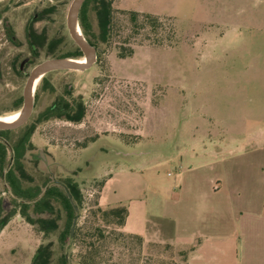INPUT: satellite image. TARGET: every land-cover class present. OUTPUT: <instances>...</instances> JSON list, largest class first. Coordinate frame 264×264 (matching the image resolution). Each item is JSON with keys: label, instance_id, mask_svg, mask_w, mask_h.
Wrapping results in <instances>:
<instances>
[{"label": "rangeland", "instance_id": "374dc122", "mask_svg": "<svg viewBox=\"0 0 264 264\" xmlns=\"http://www.w3.org/2000/svg\"><path fill=\"white\" fill-rule=\"evenodd\" d=\"M110 1L113 19L105 40L101 38L95 11H90L93 28L91 35L85 37L98 49L97 63L86 71L48 74L52 92L41 90L44 75L35 90L36 103L30 119L16 130L0 133L6 171L13 161V147L34 126L23 159L24 168L33 179L25 182L26 187L52 185L66 178L77 182V172L87 162L92 163V169L78 177L83 203L77 227H101L108 234L98 256L100 264H183L187 254L177 251L167 237H120L114 224L106 223L99 215L92 217L90 212L96 208L102 184L98 180L112 167L115 173L107 194L128 200L133 209L143 202L151 212H157L161 202L175 200L181 183L203 179L208 171L200 167L205 160L191 161L197 159L194 155L200 153V144L196 147L186 142L192 126L203 124L206 119L209 123L202 128L217 135L227 132L248 143L245 157L241 158L244 166L264 165V139L261 144L251 139L254 134L264 135V0ZM72 2L0 0V5H10L20 38L29 17L49 8L47 18L35 24L36 30L46 32L52 42L37 52L36 63L40 64L76 51L77 44L67 27ZM19 5L22 7L15 10ZM139 9L160 14L158 23L149 21L147 13L133 21L128 11ZM2 33L0 24V38ZM28 53L25 44L0 42V118L11 117L22 108L32 65L22 76L19 64ZM58 99L67 100L75 110L84 106L90 119H40ZM96 119L109 123L99 126L101 132L137 128L136 135L141 134L142 139L133 137V142H129L132 144H128L111 133L102 135L88 151H82L94 137L90 130ZM178 133L183 136L181 139H175ZM102 147L111 156L95 159ZM57 156L61 162H57ZM0 188L5 192L1 215L11 216L0 235V264H33L39 246L50 241L55 250L53 264H59L63 254L58 242L60 231L46 239L38 225L23 218L22 201L1 182ZM139 189L144 190L141 199L136 198ZM54 204L60 210L63 229L66 212ZM29 211L34 220L41 218L32 209ZM86 250L75 243L70 249V264H82Z\"/></svg>", "mask_w": 264, "mask_h": 264}, {"label": "crops", "instance_id": "0c3cea01", "mask_svg": "<svg viewBox=\"0 0 264 264\" xmlns=\"http://www.w3.org/2000/svg\"><path fill=\"white\" fill-rule=\"evenodd\" d=\"M135 11L160 15L143 9ZM89 116L90 113H85L82 122L90 119ZM203 118L202 121L206 119ZM205 121L209 123L207 119ZM102 124L109 123L96 119L92 124L94 129L90 131L94 137L82 151H88L102 135L111 133L128 144H132L129 142H133V137L142 139L141 134L136 135L137 128L125 132L115 129L101 132L99 126ZM203 124L192 126L186 142L196 147L200 144V153L194 155L197 159L191 161L205 160L206 163L200 167L208 171L203 179L181 183L172 203L168 199L161 202L160 208L153 213L143 202L133 209L128 200L117 194L115 197L108 195L107 187L115 173L110 167L101 179H96L102 182L97 205L103 209L120 204L127 206L128 217L120 231L146 240L156 236L167 237L168 243L177 251L187 253L183 264H264V165L244 166L241 158L245 157L248 143L227 132L220 135L212 133L211 129L202 128ZM175 137L181 139L183 136L178 133ZM251 139L261 144L264 135L254 134ZM99 151L95 159L111 156L104 147ZM113 151L115 153L116 149ZM58 161L61 162L59 158ZM86 164L77 172V182L82 173L92 169L91 162ZM135 193L138 199L144 196V190L139 189Z\"/></svg>", "mask_w": 264, "mask_h": 264}, {"label": "trees", "instance_id": "16d2710c", "mask_svg": "<svg viewBox=\"0 0 264 264\" xmlns=\"http://www.w3.org/2000/svg\"><path fill=\"white\" fill-rule=\"evenodd\" d=\"M94 10L96 16L98 17L100 30H102L101 38L104 40L109 36L111 30V24L113 19V6L110 0H86L83 4L79 16V23L83 34L86 37L91 35L92 30V21L90 19V11ZM131 15L133 21H137L138 16L140 14L137 11H128ZM145 17L151 21L153 24L158 23V15L154 14H145ZM93 46L95 44L92 41H89ZM84 55L81 49L76 46V51L64 55L62 57H75L82 58ZM58 108L49 107L46 112H44L41 116L43 117H58V118H66L68 120H72L75 122H80L85 116V108L84 106H79L78 108H73L65 99H59ZM62 102L65 104L62 105ZM75 110V113L72 112ZM34 130V126L30 130L29 134H31ZM1 132V131H0ZM17 156L16 161L19 162L21 158V153L19 149H16ZM24 181L25 182H33V179L28 175L26 170L24 171ZM9 182L12 188L13 193L17 198H20L23 204V209L21 210V214L26 221L36 226L38 225L40 228V232L44 234L46 239L50 238V235L59 232L58 242L63 254L60 257L59 264H70L71 247L79 242L86 247V254H82L83 262L82 264H100L98 261V256L100 255L101 248L104 245V241L108 238V234L101 227H97L91 229L89 225L86 227L87 230L76 227V231L74 237H70L71 228L73 225V221L76 216H79V210L82 208V193L79 189V184L74 181L72 178H66L64 180H59L54 182V184L49 185L46 183L43 187L40 186H32L21 189L19 185L18 175L14 172L9 174ZM71 194V199L69 197L68 192ZM56 203L66 212V222L63 229H60V220L62 219L60 216V210H57ZM76 207L78 208V212L76 211ZM34 215L40 216L37 220H34L30 211ZM90 214L92 217L100 216L103 221L109 224H114L117 227V230L120 231L126 223V219L128 217V208L125 205H117L114 207H109L103 209L96 205V208L93 209ZM13 215V214H12ZM48 215L50 217H48ZM42 216H47V218H42ZM11 217V216H9ZM6 223V222H5ZM88 223V221H87ZM120 237H124L125 233L120 231ZM133 237L141 239L140 236L131 235ZM186 253V252H183ZM187 254V253H186ZM183 254V255H186ZM55 255L54 243L52 241L42 244L36 251L34 255L33 264H53V259Z\"/></svg>", "mask_w": 264, "mask_h": 264}, {"label": "flooded vegetation", "instance_id": "af4514ba", "mask_svg": "<svg viewBox=\"0 0 264 264\" xmlns=\"http://www.w3.org/2000/svg\"><path fill=\"white\" fill-rule=\"evenodd\" d=\"M20 7H22V5H19V6L15 7L14 9L16 10V9H19ZM48 9L49 8L46 7L45 10H42V12L34 13L31 17H29V19L27 21V24H26L25 28L23 29L22 38H20L18 36V34H17L16 26L14 24V20L16 18V15L13 14V12H11L10 5H4V4L0 5V24L2 25V32H3L2 33V37L0 38V42L5 40V42L13 44V45H16V46L17 45H21V44H25L28 47V50H29L28 55L25 58H23L21 60L20 64H19V74L22 75V76L26 75V69H28V67L32 65V67H31V69L29 71V74L27 75L26 82H27L28 78L30 77L33 69L37 65H39L38 63H36L37 52L40 50L41 47L52 43L49 40L50 38L47 36L46 32L38 31L35 28V24H37L38 22H40L42 20H45L47 18L46 14L48 13ZM5 14H8V15H5ZM34 63H36V64H34ZM59 71H62V70H59ZM52 72H55V71H51V72L47 73L44 76L43 81H42L41 86H40L41 90L44 88L45 91L52 92V90H51L52 86L50 84H48V74H50ZM1 77H2V72L0 70V78ZM26 82H25V85H26ZM37 85H36V87H37ZM24 88H25V86H24ZM23 95H24V91H23ZM58 101H59V99L56 100L54 103H52L49 107L56 106L55 108H58L57 107V105L59 103ZM23 102H24V98L22 97L21 103L23 104ZM35 103L36 102L34 101V104ZM64 104L65 103L62 102V105H64ZM67 104H70V103L68 102ZM46 110L44 112H46ZM18 112H16L15 114H17ZM15 114H13V115H15ZM49 118L40 116V119H42V120L43 119H49ZM53 118H58V117H53ZM70 121H72V120H70ZM31 129L32 128H30V130ZM13 130H16V129H13ZM30 130L27 132V137H23L13 147L14 157H13V161L10 164V167H9L8 171H6L7 165L5 164V161H6L5 160L6 159L5 154H6V152H5V149L3 148L4 146L0 145V182L5 184V186L7 187V190L11 191L12 193H13V191H12V188H11L10 182H9V174L11 172H14V173H16L18 175L19 185H20L21 189H24V186H25L24 185L25 184V181H24L25 168H24L23 159L25 157L27 146H29V143H30V137H31V134H32V133L29 134ZM5 131H12V130H5ZM2 132L3 131H1L0 133H2ZM17 148L19 149V152L22 155L21 158L19 159V162L16 161V156H17L16 149ZM1 189L2 188H0V235H1L2 231H3V229L5 228V226L9 222L8 219H7V218H9V216L8 217H3V215H1V214H3V204H4L3 195H5L4 190H1ZM13 195L15 196L14 193H13ZM15 198H17V197L15 196ZM17 199L21 200L20 198H17ZM22 202H24V201H22Z\"/></svg>", "mask_w": 264, "mask_h": 264}, {"label": "water", "instance_id": "95a60500", "mask_svg": "<svg viewBox=\"0 0 264 264\" xmlns=\"http://www.w3.org/2000/svg\"><path fill=\"white\" fill-rule=\"evenodd\" d=\"M86 0H73L68 14H67V27L69 29V33L73 41L77 44V46L81 49L85 62H81L78 59H73L70 57H60L48 59L39 65H37L30 77L28 78L25 88H24V102L23 106L20 110V117L15 122H4L0 120V131L5 130H13L24 125L29 118L32 116L34 110V100H35V85L37 80L40 77H43L47 73L51 71H59V70H73V71H86L93 67V65L97 62L98 59V49L93 46L83 34L80 23L79 16L81 12V8ZM68 192V191H67ZM69 197L71 199V194L68 192ZM76 211L78 212V208L76 207ZM79 216L77 215L73 221V225L71 228L70 237H74V233L78 224Z\"/></svg>", "mask_w": 264, "mask_h": 264}, {"label": "bare ground", "instance_id": "6f19581e", "mask_svg": "<svg viewBox=\"0 0 264 264\" xmlns=\"http://www.w3.org/2000/svg\"><path fill=\"white\" fill-rule=\"evenodd\" d=\"M80 61H81V62H85V58L80 59ZM41 78H42V77H40V78L37 80L36 85L39 83V81H40ZM36 85H35V87H36ZM19 117H20V111H19L17 114L12 115L11 117H8V118L3 117V118H0V120H1V121H4V122H15L16 120H18Z\"/></svg>", "mask_w": 264, "mask_h": 264}, {"label": "built area", "instance_id": "2783aa9c", "mask_svg": "<svg viewBox=\"0 0 264 264\" xmlns=\"http://www.w3.org/2000/svg\"><path fill=\"white\" fill-rule=\"evenodd\" d=\"M90 196H92V195L90 194Z\"/></svg>", "mask_w": 264, "mask_h": 264}]
</instances>
